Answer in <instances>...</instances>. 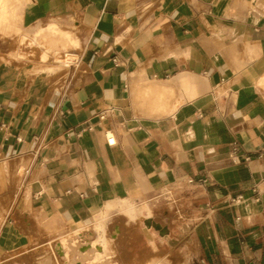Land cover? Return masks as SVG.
<instances>
[{
	"label": "crops",
	"instance_id": "0c3cea01",
	"mask_svg": "<svg viewBox=\"0 0 264 264\" xmlns=\"http://www.w3.org/2000/svg\"><path fill=\"white\" fill-rule=\"evenodd\" d=\"M19 15L0 28V257L107 219L123 264H264V0H31ZM52 20L81 27L72 59L39 43L17 57Z\"/></svg>",
	"mask_w": 264,
	"mask_h": 264
},
{
	"label": "rangeland",
	"instance_id": "374dc122",
	"mask_svg": "<svg viewBox=\"0 0 264 264\" xmlns=\"http://www.w3.org/2000/svg\"><path fill=\"white\" fill-rule=\"evenodd\" d=\"M31 0H5V11L2 13L0 7V28H7L9 31L19 30L15 24L21 23L20 12L23 7ZM11 10L14 19H10L6 10ZM4 16V17H3ZM12 20V21H11ZM53 29H47L45 32L39 30L33 33L30 28L23 31L24 45L23 49L17 53V57L29 59L32 53L31 47L36 44L44 46L47 52H50L55 60L66 63L68 57L65 53L72 51V48L80 44V26L75 22L64 24L58 20H52ZM70 57V55H68ZM72 57V56H71ZM65 60V61H64ZM56 68L63 67L61 63H54ZM166 196L157 197L150 202L151 208L158 207ZM173 199V198H171ZM100 219L99 224L89 226L85 230L64 231L62 228L54 236H49L45 240H39L33 243L31 240L26 242L23 248L13 250L5 256L0 257V264H66V261L75 260L77 264H123L117 255H114L112 247L111 227L106 228L105 221ZM97 242L103 246V252L91 255H81L77 246L86 242ZM66 246V256H59L56 252L57 245ZM125 264V263H124ZM150 264H161L160 260L153 259Z\"/></svg>",
	"mask_w": 264,
	"mask_h": 264
},
{
	"label": "bare ground",
	"instance_id": "6f19581e",
	"mask_svg": "<svg viewBox=\"0 0 264 264\" xmlns=\"http://www.w3.org/2000/svg\"><path fill=\"white\" fill-rule=\"evenodd\" d=\"M4 4H5V0H0V7L2 8L1 9L2 13L5 11V7H4L5 5ZM67 57H68L67 62H69L72 59V57L71 56L69 57L68 54H67ZM77 250L80 252L81 255H87V254L95 255V254L103 252V246L97 242L86 241V242L78 245ZM66 251L67 250H66L65 245L61 246L58 244L56 246V252L59 256H66L67 255ZM66 264H77V263L75 260H73L71 262L66 261Z\"/></svg>",
	"mask_w": 264,
	"mask_h": 264
},
{
	"label": "built area",
	"instance_id": "2783aa9c",
	"mask_svg": "<svg viewBox=\"0 0 264 264\" xmlns=\"http://www.w3.org/2000/svg\"><path fill=\"white\" fill-rule=\"evenodd\" d=\"M67 54L70 55L69 52L65 53L64 55L67 56ZM113 63H114L115 66H117L119 64V60H118L117 57L113 58ZM107 141H108V143L110 145H113L115 143L114 136L109 133L107 135ZM231 159L233 160L234 163H240V162L243 161L242 156L237 152V148L236 147L232 151ZM246 159H248V158H246Z\"/></svg>",
	"mask_w": 264,
	"mask_h": 264
}]
</instances>
